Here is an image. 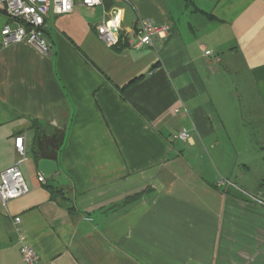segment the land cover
I'll return each mask as SVG.
<instances>
[{"label":"crops","instance_id":"0c3cea01","mask_svg":"<svg viewBox=\"0 0 264 264\" xmlns=\"http://www.w3.org/2000/svg\"><path fill=\"white\" fill-rule=\"evenodd\" d=\"M138 20L169 34L135 48ZM47 24L50 56L0 44V174L15 137L29 157L0 264L21 245L40 264H264V0H106Z\"/></svg>","mask_w":264,"mask_h":264},{"label":"built area","instance_id":"2783aa9c","mask_svg":"<svg viewBox=\"0 0 264 264\" xmlns=\"http://www.w3.org/2000/svg\"><path fill=\"white\" fill-rule=\"evenodd\" d=\"M104 1L106 0H0V13L6 17V23L0 30L1 47L26 43L42 55L50 56L53 44L46 35L50 14H68L79 6L95 8L101 6ZM96 33L107 47L118 44L117 36L104 22L97 25ZM132 34L133 47L139 48L151 45L155 38H165L169 34V27L151 20H138ZM171 138L173 141L184 142L191 139L190 134L184 131L174 133ZM14 151L17 159L0 174V201L3 204L29 192L21 173V167L29 160L22 136L15 137ZM37 180L43 183L45 177L38 174ZM223 184V181L218 183L219 186ZM18 221L19 219H15V222ZM19 253L24 264H40L38 255L29 246L21 245Z\"/></svg>","mask_w":264,"mask_h":264},{"label":"water","instance_id":"95a60500","mask_svg":"<svg viewBox=\"0 0 264 264\" xmlns=\"http://www.w3.org/2000/svg\"><path fill=\"white\" fill-rule=\"evenodd\" d=\"M38 168L42 171L46 176L56 172V165L51 161H40L38 164Z\"/></svg>","mask_w":264,"mask_h":264},{"label":"trees","instance_id":"16d2710c","mask_svg":"<svg viewBox=\"0 0 264 264\" xmlns=\"http://www.w3.org/2000/svg\"><path fill=\"white\" fill-rule=\"evenodd\" d=\"M46 35L48 36V31H46ZM117 45H118V44H117ZM119 48H121V47H119ZM117 49H118V48H117ZM36 133H39L38 128L36 129ZM56 194H59L58 191H53V190H51V198H52V199H55L54 196H55ZM68 212H69V213H73V209H72V208H69V209H68Z\"/></svg>","mask_w":264,"mask_h":264},{"label":"rangeland","instance_id":"374dc122","mask_svg":"<svg viewBox=\"0 0 264 264\" xmlns=\"http://www.w3.org/2000/svg\"><path fill=\"white\" fill-rule=\"evenodd\" d=\"M5 23H6V17L0 13V30Z\"/></svg>","mask_w":264,"mask_h":264}]
</instances>
